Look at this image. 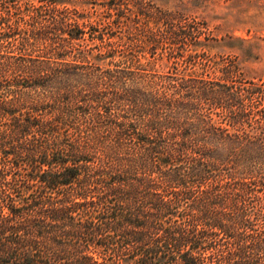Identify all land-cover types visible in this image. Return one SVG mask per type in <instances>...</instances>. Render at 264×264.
<instances>
[{
	"label": "trees",
	"instance_id": "1",
	"mask_svg": "<svg viewBox=\"0 0 264 264\" xmlns=\"http://www.w3.org/2000/svg\"><path fill=\"white\" fill-rule=\"evenodd\" d=\"M1 2L0 264H264V83L182 66L178 11L141 28L168 59L110 66L56 2L17 37Z\"/></svg>",
	"mask_w": 264,
	"mask_h": 264
},
{
	"label": "rangeland",
	"instance_id": "2",
	"mask_svg": "<svg viewBox=\"0 0 264 264\" xmlns=\"http://www.w3.org/2000/svg\"><path fill=\"white\" fill-rule=\"evenodd\" d=\"M112 1L2 0L1 7L8 6L14 11L12 21L17 28V32L14 31L17 37L31 27L26 19L34 4H41L39 10L45 16L50 14L48 4L56 2L84 29L80 37L74 38L71 49H82L90 56L100 52L99 61L110 66L123 64L126 52L141 62L157 60L160 56L163 58L159 61L168 59L166 48L161 45H140L139 39L144 38L141 28L156 26L159 9L178 11L195 25V29L199 28L195 33L203 42L192 46L193 56L187 57L182 66L198 69L212 62L218 65L235 62L245 76L264 83V0H121L119 9L109 7ZM42 44L38 40L25 52L41 57L49 55L39 48ZM4 48L18 52L14 45ZM65 57L76 60L70 55Z\"/></svg>",
	"mask_w": 264,
	"mask_h": 264
}]
</instances>
